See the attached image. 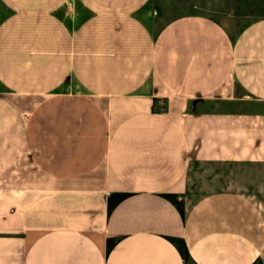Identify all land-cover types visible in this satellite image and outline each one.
<instances>
[{
	"label": "crops",
	"instance_id": "1",
	"mask_svg": "<svg viewBox=\"0 0 264 264\" xmlns=\"http://www.w3.org/2000/svg\"><path fill=\"white\" fill-rule=\"evenodd\" d=\"M150 1L0 0V264H264V17Z\"/></svg>",
	"mask_w": 264,
	"mask_h": 264
},
{
	"label": "rangeland",
	"instance_id": "2",
	"mask_svg": "<svg viewBox=\"0 0 264 264\" xmlns=\"http://www.w3.org/2000/svg\"><path fill=\"white\" fill-rule=\"evenodd\" d=\"M149 10L147 17L156 30L176 17L203 15L218 21L231 35H236L252 21L264 17V0H151ZM5 15L6 12L0 9V19ZM166 108L165 100L156 103V109ZM261 171L262 167H257L254 172L259 175Z\"/></svg>",
	"mask_w": 264,
	"mask_h": 264
},
{
	"label": "trees",
	"instance_id": "3",
	"mask_svg": "<svg viewBox=\"0 0 264 264\" xmlns=\"http://www.w3.org/2000/svg\"><path fill=\"white\" fill-rule=\"evenodd\" d=\"M157 101V100H156Z\"/></svg>",
	"mask_w": 264,
	"mask_h": 264
}]
</instances>
